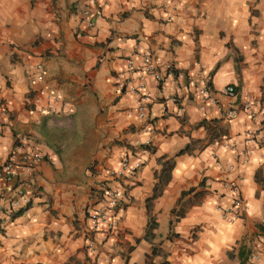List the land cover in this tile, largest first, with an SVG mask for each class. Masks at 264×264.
I'll return each mask as SVG.
<instances>
[{
	"label": "crops",
	"instance_id": "0c3cea01",
	"mask_svg": "<svg viewBox=\"0 0 264 264\" xmlns=\"http://www.w3.org/2000/svg\"><path fill=\"white\" fill-rule=\"evenodd\" d=\"M58 1L0 0V164L18 134L54 159L10 183L0 178V264H97L84 250L86 215L99 207L94 191L103 185L123 194L116 230L96 238L99 257L112 264H264V183L255 181L264 178V0H103L91 29L80 23L90 0H67V17L54 25ZM39 37L62 38L31 48ZM145 51L186 79L132 74L117 90L113 78L125 60L139 64ZM37 63L41 83L32 79ZM139 83L149 101L145 120L136 118L138 96L129 90ZM205 85L211 102L201 109L196 90ZM227 85L234 98L220 93ZM38 89L56 101L35 103ZM244 100L253 103L252 118L239 108ZM230 108L233 120L224 117ZM210 135L215 141L206 145ZM190 142V152L175 157ZM122 152L140 168L111 180L107 171ZM170 158V179L147 211L157 160ZM221 180H233L246 204L233 222L215 210L229 202ZM18 184L29 202L8 214ZM189 188L183 217L169 226ZM149 217L156 226L145 239ZM152 247L159 254L151 258Z\"/></svg>",
	"mask_w": 264,
	"mask_h": 264
},
{
	"label": "built area",
	"instance_id": "2783aa9c",
	"mask_svg": "<svg viewBox=\"0 0 264 264\" xmlns=\"http://www.w3.org/2000/svg\"><path fill=\"white\" fill-rule=\"evenodd\" d=\"M104 4L103 0H90L89 7L83 10L81 14L80 23L86 29L93 27L94 19L100 14L101 8ZM140 63L136 64L132 59L125 60V67L122 71L116 73L113 78L114 86L117 90L123 91L129 84V78L132 74H137L138 79L142 77H149L152 80L159 82L161 80V73L165 76H171L175 79L184 80L186 74L174 68L169 61H163L157 58L151 52L145 51L138 54ZM32 79L34 83H41L43 81V69L40 63L33 66ZM129 90L138 96V103L135 107V116L138 120H145L148 111V95L144 92L142 83L136 86L131 85ZM197 97L202 109L207 103L211 102V92L208 85L201 86L197 90ZM220 93L226 97L234 98L236 90L233 85L224 86ZM37 97L33 98L35 103H38L39 97H45L47 100L56 101L53 97L41 89H38ZM252 102L244 100L239 104L242 111L247 112V115L252 118L250 111ZM237 116V109L230 108L225 111L224 117L227 120H233ZM6 122V111L0 105V125ZM146 131L148 129L146 128ZM143 146L149 147L150 143L145 141ZM130 152V151H129ZM49 163L54 164V159L47 154L30 148V140L23 134L15 136V143L6 155L5 160L0 164V178L10 183L17 177V172L21 174H29L39 164ZM140 168V162L132 157V153L122 152L118 155V165L114 169L107 171V176L111 180H120L125 176L135 173ZM212 182H209L211 184ZM219 187L223 192L229 195V202L227 204H217L215 210L219 216L228 222H233L242 217L246 212V204L238 195V186L233 180H221L218 182ZM95 199L99 202V207L91 208L86 215L87 229L86 239L84 243V250L87 255L91 257L97 264H112L109 258H100L98 250L97 236L103 237L112 234L117 227L118 213L121 210V203L123 194L108 185L99 186L94 191ZM29 200L26 196L23 186L18 184L12 190V197L7 202V213L10 214L12 209H19L28 204ZM2 207L0 206V214H2ZM3 221L0 216V229H2ZM251 259H257L258 254H252Z\"/></svg>",
	"mask_w": 264,
	"mask_h": 264
},
{
	"label": "trees",
	"instance_id": "16d2710c",
	"mask_svg": "<svg viewBox=\"0 0 264 264\" xmlns=\"http://www.w3.org/2000/svg\"><path fill=\"white\" fill-rule=\"evenodd\" d=\"M49 1H51L52 3H55L58 0H49ZM201 125H204V123H201ZM214 141H215V138L212 135H210L207 138L206 145L210 144V143H212ZM193 143L194 142H190L183 149L179 150L175 154V157L179 156V155H182V154L189 153ZM157 164L160 166V169H159L158 172H155V174H154V179L156 181L153 184L151 195L146 200V203H145L147 211L150 208L151 202L161 195L163 188L168 183V181L170 179V172H171V170L173 168V159L172 158L167 159V160L159 159V160H157ZM255 181L259 182V183H264V178H258V175L255 174ZM198 187L199 188L203 187V182L202 181L199 183ZM194 191H195V188H189L186 192H184L183 194L180 195V197L178 198V200H177V202L175 204V207L170 210L171 219L169 220V226L172 225V223L178 221V219L183 217V215L185 213V210H186V208L188 206V203L180 205V201L182 200V198L184 196H186V195H188L190 193H193ZM199 195H201V192L194 193L195 197L199 196ZM263 209H264V203H263ZM22 210H19L18 212L14 213L13 216L19 215L22 212ZM155 226H156V224L154 223V220L151 217H149L148 223H147V227H146V232H145V235H144L145 239L148 238V235H150V231L152 229H154ZM259 230L263 231L261 227H259ZM158 254H159L158 249L155 248V247H152L151 248V258L153 256H155V255H158ZM148 264H153V263L150 260V261H148ZM159 264H167V263L165 261H161Z\"/></svg>",
	"mask_w": 264,
	"mask_h": 264
},
{
	"label": "rangeland",
	"instance_id": "374dc122",
	"mask_svg": "<svg viewBox=\"0 0 264 264\" xmlns=\"http://www.w3.org/2000/svg\"><path fill=\"white\" fill-rule=\"evenodd\" d=\"M66 2H67V0H61V1H58L56 4L58 5V7H56V8H53V15H52V17H51V19H50V21L54 24V25H58L59 23H61V21H62V18L64 17V18H66L67 17V15L64 13V14H62V12H63V7H65V5H66ZM70 5V4H69ZM61 38L62 37H58V38H48V39H46L45 41H43L44 39L43 38H41V37H39V38H37V39H35V40H33L32 41V44L30 45V47L31 48H33V47H37L38 45H41L43 42H47V40H49V39H51L52 41H53V43H57L59 40H61ZM48 50L49 49H44L43 50V53H44V51H47L48 52ZM47 52H45V53H47Z\"/></svg>",
	"mask_w": 264,
	"mask_h": 264
}]
</instances>
